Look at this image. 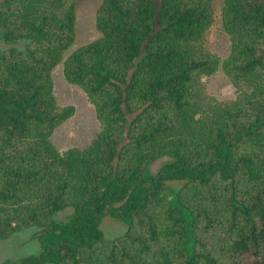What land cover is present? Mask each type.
<instances>
[{"label": "trees", "instance_id": "trees-1", "mask_svg": "<svg viewBox=\"0 0 264 264\" xmlns=\"http://www.w3.org/2000/svg\"><path fill=\"white\" fill-rule=\"evenodd\" d=\"M214 14L213 0H102L100 36L64 58L74 2L0 0V37L27 40L0 49V239L41 227L39 252L0 264H264V0H224L235 99L203 81L220 64ZM61 62L101 124L64 151ZM107 217L127 231L107 239Z\"/></svg>", "mask_w": 264, "mask_h": 264}, {"label": "rangeland", "instance_id": "rangeland-1", "mask_svg": "<svg viewBox=\"0 0 264 264\" xmlns=\"http://www.w3.org/2000/svg\"><path fill=\"white\" fill-rule=\"evenodd\" d=\"M70 1L76 5V38L73 45L65 52L64 58L76 48L100 36L96 17L102 0ZM213 5L214 21L206 32L205 42L207 48L219 57L220 64L214 73L204 75L203 81L208 91L217 98L235 99L237 96L236 87L222 67V62L228 57L232 47L230 35L225 30L222 21L224 0H213ZM26 43V39L6 40L0 37V49H24ZM53 80L58 103L61 106L72 105L75 107V113L55 130L52 136L53 143L62 151L72 147L84 148L90 144L101 129L95 106L80 86L72 84L66 79L62 62L54 69ZM167 159L168 157H164L154 163L152 171L156 172ZM71 212L72 208H68L55 217L58 220H65ZM39 229H41L39 226L25 228L0 239V263L7 259H18L39 252L40 243L33 236ZM102 229L107 239H114L127 231V225L118 219L107 217L102 222Z\"/></svg>", "mask_w": 264, "mask_h": 264}]
</instances>
